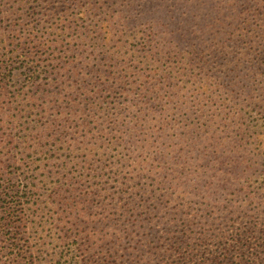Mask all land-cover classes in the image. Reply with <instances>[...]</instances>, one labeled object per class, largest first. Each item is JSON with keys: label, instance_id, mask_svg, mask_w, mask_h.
Listing matches in <instances>:
<instances>
[{"label": "rangeland", "instance_id": "374dc122", "mask_svg": "<svg viewBox=\"0 0 264 264\" xmlns=\"http://www.w3.org/2000/svg\"><path fill=\"white\" fill-rule=\"evenodd\" d=\"M0 264H264V0H0Z\"/></svg>", "mask_w": 264, "mask_h": 264}, {"label": "trees", "instance_id": "16d2710c", "mask_svg": "<svg viewBox=\"0 0 264 264\" xmlns=\"http://www.w3.org/2000/svg\"><path fill=\"white\" fill-rule=\"evenodd\" d=\"M178 35V38L180 39V40H182L184 37H183V35L182 34H177ZM192 37V36H191ZM147 44H145V48L148 50H152V48H153V40L152 39H149L147 42H146ZM179 51V50H178ZM178 51H176V52H178ZM162 52L163 53H165V54H168V53H170V51H165V50H162ZM160 61V60H159ZM165 70H166V68H165ZM168 76V75H167ZM39 87H42V84L40 83V86ZM158 186L156 185L155 186V191H157L158 190V188H157Z\"/></svg>", "mask_w": 264, "mask_h": 264}]
</instances>
